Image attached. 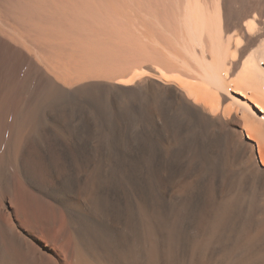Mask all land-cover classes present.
I'll return each mask as SVG.
<instances>
[{"label": "bare ground", "instance_id": "obj_1", "mask_svg": "<svg viewBox=\"0 0 264 264\" xmlns=\"http://www.w3.org/2000/svg\"><path fill=\"white\" fill-rule=\"evenodd\" d=\"M263 40L258 0H0V264H264Z\"/></svg>", "mask_w": 264, "mask_h": 264}, {"label": "rangeland", "instance_id": "obj_2", "mask_svg": "<svg viewBox=\"0 0 264 264\" xmlns=\"http://www.w3.org/2000/svg\"><path fill=\"white\" fill-rule=\"evenodd\" d=\"M258 1H259V3H264V0H258ZM247 19H248V23H251L252 26L254 24L257 25V22L255 21V19L254 20H252L250 18H247ZM255 25L253 27H255ZM251 49H253V52H255L256 54H258L260 56L258 61H259V64H260L261 68L260 69H256V67H254V64L251 62L249 64V67L255 73L247 74V72H245L246 70L245 71H242V69L235 70V71H233L232 73L229 74V77H228V80H227L228 81L227 86H228V88L230 90V93L234 94L236 97L241 98L243 100H244V97H242L239 94V92L235 89V85H237V83L238 84H242V86L246 85V87L248 88V86H250V85H248L249 83L253 84V83H251L252 81L253 82L257 81L258 83H256V85L259 84V86H256L255 84H253L254 88L252 86H250L249 90L252 87L253 90L257 89L260 92L264 91V67L262 66V65H264V40L262 42H260L257 46H253ZM243 72L245 73V75H244ZM252 74H254L253 77H255V78L252 79V80L248 79L249 78L248 76H252ZM245 76H247V78H245ZM188 96L193 101H196V99L193 96H191V95H188ZM232 102L233 101H228L227 100L226 102H219L218 103L216 98L213 99V102H212L213 104H211V101H208L206 103L209 106V108L211 109V112H210V109L208 110L209 111L208 114L210 115V117L219 116V117H221V119L223 121H229L232 117H235L238 120V127L237 128H239V130L241 132H243L244 130L242 128V121L244 120V118H243V115L241 113L242 111L238 108L236 103H234V102L232 103ZM211 105H213V108H211ZM224 105H226V110L225 111L223 110ZM255 110H258V109H256V107H255ZM258 113L264 115L263 112L259 111Z\"/></svg>", "mask_w": 264, "mask_h": 264}]
</instances>
